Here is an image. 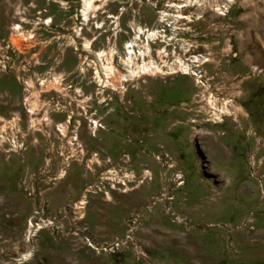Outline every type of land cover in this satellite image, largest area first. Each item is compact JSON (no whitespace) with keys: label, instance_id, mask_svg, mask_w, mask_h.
Masks as SVG:
<instances>
[{"label":"rangeland","instance_id":"374dc122","mask_svg":"<svg viewBox=\"0 0 264 264\" xmlns=\"http://www.w3.org/2000/svg\"><path fill=\"white\" fill-rule=\"evenodd\" d=\"M226 1L0 0V264H264V0Z\"/></svg>","mask_w":264,"mask_h":264},{"label":"bare ground","instance_id":"6f19581e","mask_svg":"<svg viewBox=\"0 0 264 264\" xmlns=\"http://www.w3.org/2000/svg\"><path fill=\"white\" fill-rule=\"evenodd\" d=\"M103 0H83V10H82V17L84 18V20L85 21H88L89 20V16H90V14L92 13V12H96V11H98V7H96V2H102ZM198 4H199V1H198ZM204 5V4H203ZM198 6H201V4L200 5H198ZM177 18V17H176ZM175 28H176V26H175ZM16 35H17V37H15V38H13L12 39V42H13V45H14V47L15 48H17V49H19V50H22V47L24 46V41H26L27 43L30 41V39H31V37H29V36H23V34L22 33H20V28H17L16 30ZM142 32H143V30L142 29H138L137 31H136V34H137V36H138V34H142ZM148 36V35H147ZM149 38H154L153 36H149L148 37V39ZM138 39V38H137ZM136 39V40H137ZM139 40V39H138ZM137 40V41H138ZM136 43V42H135ZM138 44V43H137ZM90 43H86V48L90 51ZM130 47H132V46H130ZM148 47H149V45H148ZM185 47V46H184ZM145 48V47H144ZM130 49V48H129ZM128 49V50H129ZM188 49V48H187ZM146 51V50H145ZM91 52V51H90ZM117 53V52H116ZM142 53V52H141ZM131 54H132V51L131 52H129V58H128V60L126 61V63L125 64H128V65H131L132 64V59H131ZM133 54H135V53H133ZM257 54V56L256 57H258L259 56V54L258 53H256ZM143 55V54H142ZM107 56V54L105 53V52H100V53H97V54H95V58L97 59V61H98V63L101 65L100 67H101V72L103 73V76H104V81H103V83L104 84H110V81H109V79L112 77V74H114V69H113V67L114 66H111V62L109 63V64H105V63H103V60H104V58H107L106 57ZM110 59L109 60H112L113 59V57H114V52L113 51H111L110 52ZM128 56V55H127ZM142 57V56H141ZM133 58V57H132ZM134 59V58H133ZM259 61H260V59H259ZM125 62V61H124ZM181 62V61H180ZM199 63V62H198ZM203 62H201V63H199V64H202ZM134 64V63H133ZM178 64H179V62H178ZM181 65L183 66V64L181 63ZM185 66V65H184ZM160 67V66H159ZM174 69V68H173ZM192 69V66H190V65H188V66H185V68H184V71L186 72V73H188V71H190ZM200 69V68H199ZM198 70V69H197ZM177 71V70H176ZM143 73H151L152 75H154V74H157V72H159V68H156V65L153 63V62H151V64H144L143 65V71H142ZM192 72H195V71H192ZM198 72V71H197ZM261 72V71H260ZM96 75H100V72H99V70H98V72H97V74ZM116 79V78H115ZM120 79V78H119ZM103 79H101V81H102ZM199 82H200V80H199ZM59 84H60V81L59 80H55L54 82H52V84L51 85H49V87L48 88H53V89H55V90H57V91H59V92H62V89L60 88V86H59ZM44 86L46 85L45 84V82H44V84H43ZM61 85V84H60ZM112 86L113 87H116V88H119L120 89V86H119V84H117V83H115V82H112ZM28 88H29V90L30 91H33L32 90V85L31 84H29L28 85ZM38 97V96H37ZM206 100V99H205ZM232 102V101H231ZM208 103H209V105H210V107L211 108H214V109H216L217 110V100L216 99H214L213 97H211V98H209V100H208ZM231 106V105H230ZM220 108V107H219ZM207 110V109H206ZM222 111L220 112V113H213L212 114V118H214V122L215 123H222L223 121H224V117L225 116H228V117H231V110H230V108H229V105H228V102L227 103H223V106H222V109H221ZM208 111V110H207ZM206 112V111H205ZM234 117V116H233ZM211 118V119H212ZM211 121V120H210ZM61 131L63 132V133H65V131H66V129L64 128V127H61ZM199 133V132H198ZM202 134H204V133H202ZM210 139V138H209ZM201 142V141H200ZM205 149V148H204ZM30 256V255H29ZM28 258V257H27Z\"/></svg>","mask_w":264,"mask_h":264},{"label":"flooded vegetation","instance_id":"af4514ba","mask_svg":"<svg viewBox=\"0 0 264 264\" xmlns=\"http://www.w3.org/2000/svg\"><path fill=\"white\" fill-rule=\"evenodd\" d=\"M229 19L232 21V22H229L227 25V27L225 28L226 30H223L225 31V35L229 37V41H230V44H231V51H230V54L227 55V57L230 59V63L235 65V64H243L244 67L248 66L250 68L249 65H247L244 60H243V56H242V53L240 52V39H239V36H240V32H241V24H240V21H239V17H235L232 16V14L229 16ZM205 26L204 23H201ZM197 33V32H196ZM198 36V35H197ZM212 40L215 39V38H211ZM226 40V39H225ZM209 41L210 39L207 38V39H203L202 42L204 43V46L203 48H205L206 46L209 45ZM224 41V40H223ZM207 44V45H206ZM220 44V43H219ZM224 44V42L222 43ZM206 45V46H205ZM221 46V44H220ZM219 46V47H220ZM250 48V51L249 53H252L251 52V47ZM255 54V53H254ZM255 57V56H254ZM232 65V66H233Z\"/></svg>","mask_w":264,"mask_h":264},{"label":"built area","instance_id":"2783aa9c","mask_svg":"<svg viewBox=\"0 0 264 264\" xmlns=\"http://www.w3.org/2000/svg\"><path fill=\"white\" fill-rule=\"evenodd\" d=\"M198 1H202V2H205L206 0H189V3H192V2H194V3H197ZM227 3H230L231 2V0H227L226 1ZM190 5V4H189ZM203 4H201V6H202ZM177 8H178V6H176ZM189 7V6H188ZM181 8V7H180ZM183 8V7H182ZM200 8V7H199ZM228 10H229V8H228V5L227 4H222V6L218 9V10H216V12L219 14V15H221V16H223V15H226V13L228 12ZM178 18H176L175 20H177ZM174 24V22L172 23V24H169L168 25V27L169 28H172V25ZM151 39V38H150ZM130 49H132L131 47H130ZM128 52H131V50H128ZM132 53H133V51H132ZM143 68V67H142Z\"/></svg>","mask_w":264,"mask_h":264},{"label":"crops","instance_id":"0c3cea01","mask_svg":"<svg viewBox=\"0 0 264 264\" xmlns=\"http://www.w3.org/2000/svg\"><path fill=\"white\" fill-rule=\"evenodd\" d=\"M256 53H257V51H256ZM256 56H257V54H256ZM256 59H257V57H256Z\"/></svg>","mask_w":264,"mask_h":264}]
</instances>
